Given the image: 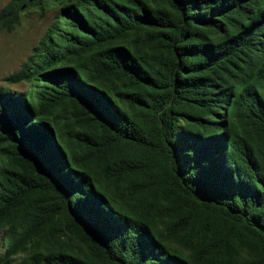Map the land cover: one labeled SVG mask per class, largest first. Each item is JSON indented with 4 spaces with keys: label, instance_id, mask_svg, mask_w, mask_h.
I'll list each match as a JSON object with an SVG mask.
<instances>
[{
    "label": "trees",
    "instance_id": "16d2710c",
    "mask_svg": "<svg viewBox=\"0 0 264 264\" xmlns=\"http://www.w3.org/2000/svg\"><path fill=\"white\" fill-rule=\"evenodd\" d=\"M53 22L0 87V264H264V0H11Z\"/></svg>",
    "mask_w": 264,
    "mask_h": 264
},
{
    "label": "rangeland",
    "instance_id": "374dc122",
    "mask_svg": "<svg viewBox=\"0 0 264 264\" xmlns=\"http://www.w3.org/2000/svg\"><path fill=\"white\" fill-rule=\"evenodd\" d=\"M10 1L0 0V11ZM53 18V13L42 14L38 9H34L23 17L21 25L16 30L11 33L0 32V87L21 90V85H10L5 80L18 72L28 60L52 24Z\"/></svg>",
    "mask_w": 264,
    "mask_h": 264
}]
</instances>
